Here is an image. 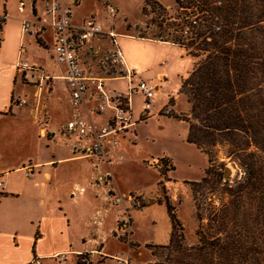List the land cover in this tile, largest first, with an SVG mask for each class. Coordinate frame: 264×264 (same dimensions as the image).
I'll use <instances>...</instances> for the list:
<instances>
[{
  "label": "rangeland",
  "instance_id": "obj_1",
  "mask_svg": "<svg viewBox=\"0 0 264 264\" xmlns=\"http://www.w3.org/2000/svg\"><path fill=\"white\" fill-rule=\"evenodd\" d=\"M34 1H36L39 6V0H2L3 8L0 15H4L3 11H5L6 21L5 24H3L2 40L0 42V92L4 91L5 88L10 89V87H13V81L8 77L10 70H7V68L10 64L13 65L20 47L21 49L24 48V53L26 54L41 55V57L47 60L50 68L59 65L53 58L52 49L45 47L41 43H36L34 37L24 35L25 40H23L18 47V33L21 32H19L20 23H18L15 17L20 15L21 18H28L29 20L35 19L33 12V9H35ZM164 1L163 4L165 6L169 3H171L172 6L164 10L151 4H144L142 7L143 0H113L111 1L112 3H110L113 5L117 4L121 7L122 11L119 10L118 14L110 19L107 4L103 2V0H83L79 8H73V15L78 17L79 20H82L85 15L92 10L96 12L95 15L97 18L105 23L107 20L108 22L119 21L123 17L121 12L124 11L127 17L125 19L123 18L125 27L122 28L124 31H128L125 33L137 35L142 38H155L157 40L172 39V37H174L172 35H179L178 32H173L174 27L169 26V23H165L161 19L168 13L173 19L185 21V11L177 2L173 5L175 0ZM66 2L68 3V0H66ZM75 2L77 4L80 0H75ZM144 7H146V10H144ZM38 11L44 13V15L48 17L45 12V6L42 7L41 11L39 8ZM170 31L172 35L169 33ZM105 37L107 36L105 35ZM27 40H31L29 45ZM99 42L100 41L85 43L81 47L82 61L86 64L87 68L91 72L96 73V75L116 76L105 79L107 91H126L128 80L122 77V75L117 76L120 74L122 66L120 63L113 61L115 58V48L111 43L102 41L103 43H100L102 49L99 50L97 48ZM105 47H111V50L107 52V50L104 49ZM21 59L23 60L24 57ZM189 59L191 66V63L196 59L192 57H189ZM166 70L167 74L170 75L169 84L165 88L162 87L163 89L155 94L154 107H152L148 115L143 116L144 103L142 97L137 94L134 95L132 110L136 121L134 127L135 133L132 136L129 135L128 138L122 141L121 147L124 153V160L121 164H112L114 169L110 174V178L116 181L121 190L132 192L143 191V195L145 196L144 206H150L146 209H144V207L138 209L139 211L134 214L135 233L133 232V237L128 236L119 238L122 241L120 242L116 238L117 232L112 230L115 226L117 209L108 202L109 200L103 201V199L98 197V194L95 195L91 191L86 192L83 196V202L87 206L89 211L87 212L89 214L93 209L92 205H95V207L102 205L101 208H103V210L108 207H113V210H111L112 212L104 214L105 216L101 219L104 225L99 224L97 220L94 221L93 216L87 219L84 218L82 221H80V217H78L71 229L74 232L80 231L87 235L91 232L96 233L97 237L100 240L102 239L105 252L102 253L99 251L100 249L97 250V248L93 249L92 253L91 251H83L82 254L71 256L70 264H118L117 260L111 255H120L118 253H122L123 251H127L132 264H142L146 261L160 264L162 261H169L167 249L163 247L164 244L168 245V235L170 234V221L165 204L167 202L173 207V211L180 218L184 227V244L192 245L197 242L196 230L199 221L196 207L197 201L194 196V187L197 186L193 185L191 181L200 180L202 178L204 175L203 172L208 166V158L206 153L200 151L194 144L187 142V123L177 118L167 116V114H170L172 111L187 113L189 104L185 95L178 93L181 88L180 78L184 76L185 73L176 76L170 69ZM32 76L33 77H28V79L23 78V83L20 78H18L16 88H14V93H16V95L13 96V104L16 105L19 103V99H21L24 102L23 106L26 107H38L40 105L38 113V117H41L40 122L33 123V117L30 115H20L15 118L8 117V119H0V126H2V123L10 122V129L16 128L15 132H18L17 124L22 122L26 130H23V132L27 133V136H24V138L38 141L39 137H34V135L39 132L41 126H45L42 119L48 120V116L42 113L41 103L44 96L48 95L52 87L48 79H45V82H43L41 79L35 78L36 73H32ZM68 96L67 87L62 81L61 84L57 85L56 89L53 90L48 100V111L51 114L49 127L56 130L55 140L57 143L75 144L73 135L62 133V130H60L61 125L67 124V122L74 117L76 112ZM163 103H166V105L160 109L159 113H156L157 108ZM71 111H74V114L70 117ZM43 115H45V117ZM58 125L60 126L59 133ZM15 132L13 131L11 133L12 135H10L12 141L6 152L11 156L36 155V148L32 150L31 145L30 148L19 146L17 142L18 137L14 135ZM44 141V139H40L41 143H44ZM49 152H51V150H47L43 147L42 154L47 155ZM225 153L226 151L224 149H220L216 162L218 163L223 160L228 162L225 166L223 176L224 178L233 180L237 176L238 171L233 164L225 158ZM162 158H166L172 164L174 167L173 171H170V167H164L161 161ZM89 161L92 163L94 162L92 159H88V162ZM99 166V169L101 168L102 170L104 169L102 166L106 167L108 170L111 169V166L107 164H100ZM99 169H97V171H99ZM85 170L88 174H91L94 172L95 168L87 164ZM161 171L165 172L164 176L161 174ZM75 173L76 176H80L78 172ZM81 179L82 176L77 177L75 180ZM170 179L180 182L173 183ZM79 190L80 187L75 189V196H77ZM197 194L196 196H198ZM214 197V195H208L205 199V205L207 207L212 208L213 205L217 204L218 201L214 200ZM101 217L102 216L99 214L97 219ZM206 221L207 219L203 220L204 223ZM51 264H54V262Z\"/></svg>",
  "mask_w": 264,
  "mask_h": 264
},
{
  "label": "trees",
  "instance_id": "obj_2",
  "mask_svg": "<svg viewBox=\"0 0 264 264\" xmlns=\"http://www.w3.org/2000/svg\"><path fill=\"white\" fill-rule=\"evenodd\" d=\"M176 2L195 23L187 35L185 22L166 13L161 20L179 35L170 31L174 37L163 40L184 46L196 60L178 92L187 98V113L167 116L187 123V142L207 154L208 166L191 181L197 186V242L184 244L180 218L165 203L172 230L163 245L169 261L160 264H264V0ZM220 149L238 171L233 180L223 176L228 162H216ZM161 161L174 170L166 158ZM208 195L218 201L212 208L205 205Z\"/></svg>",
  "mask_w": 264,
  "mask_h": 264
},
{
  "label": "crops",
  "instance_id": "obj_3",
  "mask_svg": "<svg viewBox=\"0 0 264 264\" xmlns=\"http://www.w3.org/2000/svg\"><path fill=\"white\" fill-rule=\"evenodd\" d=\"M39 1V6L37 2L34 1L35 9H33V12L35 19L29 20L28 18H21L20 15L15 17L18 23H20L19 32L22 33V35L18 33V47L21 45V42L25 40V36L28 35L24 34L21 29L22 24L26 20L35 24V27L40 29L37 34H29L28 36L34 37L36 43H41L45 47L51 49L53 47L55 34L50 24V18L38 11L39 8L41 11L42 7L45 6L43 0ZM111 1L113 0H110V2ZM156 1L162 5H164L163 2H165L164 0ZM82 3L83 0H80L77 4L75 0H68V4H70L72 8H79ZM175 3L176 0L173 5H175ZM144 4H146L145 0L142 2V7ZM114 6L122 11L121 7L117 4H114ZM170 6H172L171 3L167 4L166 7ZM2 8V0H0V13L2 12ZM73 10L72 19L76 24H80L87 16L96 14V12L91 10L82 20H79L78 17L73 15ZM3 13L6 12L3 11ZM121 15L123 16L122 19L117 22H108L107 20V22L103 23L107 30L111 29L116 33L115 39L118 42V47L123 53L126 65L138 73L135 78H146V80H153L158 83L160 82L159 78H162V87L165 88L168 86L170 79V75L167 74L166 69L173 71L176 76L183 75V73L186 75L191 70L193 63H191L190 66L189 57L192 56L188 55L184 46H180L169 40H157L149 37L142 38L137 35L125 33L127 30L125 28L126 31H124L122 27H125L123 18L125 19L127 14L123 11ZM94 41H100L98 44L96 43L99 50L102 49L100 43L103 42L111 43L112 46L116 48L112 43L113 39L105 36H100L93 41L90 40L85 43L87 44ZM27 42L29 45L31 40H27ZM110 48L111 47H105L104 49L108 52L111 50ZM17 53V56L19 55L18 58L16 56L13 65L10 64L7 68V70H10L8 77L13 81V87H10V89L5 88L4 91L0 92V112H3V114L0 115V119L30 115L33 117V123H38L40 120L38 117L40 105L38 107H16L13 104V96L16 95V93H14V88H16L18 78H20L22 82L23 78L28 79V77H30V72H28V75H26L27 71L22 73L19 72L18 64L20 61H26L29 65H36L38 70L33 72L36 73L35 78H45L47 76L48 80L51 82L52 88L48 95L44 96L41 103L42 113L48 116V120L42 119L45 126H41L39 132L34 135V137H39L38 141L24 138V136H27V133L23 132L25 127L22 122L17 124L18 132H15L16 128L10 129V122L2 123V126H0V177L5 181L4 190L0 194V264H51L52 262H54V264H60L63 256H67V258L70 259L71 256L83 251H91L92 253L95 248H97V250L100 249L99 251L104 253V244L102 239L100 240L97 237L96 233L91 232L87 235L80 231L74 232L71 229L72 225L75 224L74 222L78 217H80V221H82L84 218L87 219L91 216L94 217V221L97 220L99 224L104 225L101 219L105 216L104 214L112 212L111 210H113L114 207L118 211L115 217V226L112 228L114 231L117 226V218L120 217L122 213V207L112 204L111 195L115 193H119L120 195L127 194L132 191L121 190L116 181L112 179H110L109 184L99 181V177L103 172H113V166H111L109 170L104 167L105 165L102 166L104 168L103 170L101 168L99 169V165L104 163L96 164L94 162H88L87 157L75 152L73 143H57L55 140L56 130L49 127L51 114L48 111L49 108L47 104L49 97L53 93V90L56 89L57 85L61 84L62 81L66 85L63 78L65 67L63 68L62 66L58 67L59 65H55L53 68H50L47 60L41 57V55L26 54L24 53V48L21 49V47ZM23 57L24 59L22 60L21 58ZM192 58L194 59V57ZM45 79H43V82H45ZM162 87L159 91L163 89ZM159 91H157L156 94L159 93ZM68 98L70 101V96H68ZM165 105L166 103L160 105L156 113H159L160 109ZM73 114L74 111H71L70 117L73 116ZM45 115L43 116L45 117ZM59 127L58 125V133ZM43 128H45L46 133H43ZM13 131L15 132L14 135L18 137L17 142L19 146L30 148L31 145L32 150L36 148V155L11 156L6 152L11 144L12 139L10 135H12L11 133ZM62 133L64 132L62 131ZM40 139H44V143H41ZM43 147L47 150H51V152L47 155L42 154ZM121 152L123 153L122 147ZM87 164L95 168L93 173L88 174L86 172L85 169ZM29 165L35 166V173L31 177L26 176L23 169V167ZM97 169H99V171H97ZM75 172H78L80 176H76ZM81 176V180H75L77 177ZM171 182L178 183L180 181L171 180ZM78 187H80V190L77 196H75V189ZM88 191H91L95 195L98 194V197L103 199V201L109 200L108 202L113 207H108L103 210V208H101L102 205L96 207L92 205L93 209L89 214L88 208L83 202V196ZM140 192L143 193V191ZM149 206H145L144 209ZM137 211L139 210L132 211L133 226L135 224L134 214ZM99 214L102 217L97 219ZM171 230L170 223V234ZM131 237H133V233ZM37 261H39V263Z\"/></svg>",
  "mask_w": 264,
  "mask_h": 264
},
{
  "label": "built area",
  "instance_id": "obj_4",
  "mask_svg": "<svg viewBox=\"0 0 264 264\" xmlns=\"http://www.w3.org/2000/svg\"><path fill=\"white\" fill-rule=\"evenodd\" d=\"M103 1L107 4L109 18L115 17L119 9L111 4L110 0ZM43 2L55 34L52 47L53 58L59 66L65 67L63 78L66 82L72 107L76 110L74 117L67 124L61 126V130L74 136V150L77 154L92 159L96 164L104 163L110 166L121 164L124 160L121 142L135 133L136 121L132 110L133 97L135 94L142 97L144 103L143 116L148 115L154 107L155 94L162 87L163 79L159 78L160 82L158 83L153 80L135 78L138 73L126 65L123 53L115 39L116 33L114 30H107L105 24L96 15L91 14L84 18L80 24H76L72 19L73 8L66 0H43ZM183 22H185L183 32L188 35V31L195 20L190 18ZM21 29L24 34L28 35L37 34L40 30L28 20L22 24ZM105 35L112 38V43L116 46L113 61L122 66L120 74L117 76L122 75L128 80L127 90L124 92L122 90L107 91L105 79L116 76L96 75L87 68L81 59V47L85 42L93 41ZM18 70L20 73L27 71L26 75L30 72V77H33L32 73L38 70V67L29 65L26 61H20ZM45 78L48 79L47 76ZM45 78L39 77L42 81ZM23 104L24 102L19 99V103L15 106L21 107ZM39 119L41 120V117ZM43 133H46L45 128H43ZM34 167L33 165L23 167L25 175L33 176ZM110 174V171L103 172L99 181L109 184L110 179H112ZM4 182L0 177V194L4 190ZM144 200L145 196L141 192L111 195L112 204L122 207V213L117 218V226L114 230L117 232L118 241L122 242L119 238L131 237L134 232L132 211L145 207ZM118 254L120 255H111L118 264H132L127 251ZM37 262L39 263V261ZM60 262V264H70V259L63 256ZM142 264L155 263L146 261Z\"/></svg>",
  "mask_w": 264,
  "mask_h": 264
}]
</instances>
